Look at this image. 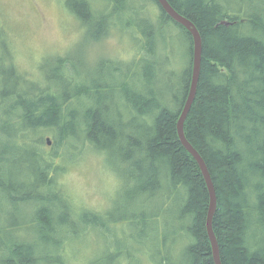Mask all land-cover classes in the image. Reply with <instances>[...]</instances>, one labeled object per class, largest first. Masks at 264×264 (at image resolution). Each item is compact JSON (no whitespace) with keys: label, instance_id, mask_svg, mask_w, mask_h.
I'll return each instance as SVG.
<instances>
[{"label":"trees","instance_id":"16d2710c","mask_svg":"<svg viewBox=\"0 0 264 264\" xmlns=\"http://www.w3.org/2000/svg\"><path fill=\"white\" fill-rule=\"evenodd\" d=\"M62 2L82 28H104L91 41L118 29L132 37L135 54L102 59L101 64H110L120 75L118 82L107 75L103 83H92L91 75L78 66L77 71L67 55L58 56L52 59L55 72L43 75L44 84L32 88L8 41L14 79L12 88L0 90V109L10 102L2 111L0 129H6L12 144L0 154L16 159L5 168L0 156V264H83L72 249L79 252L82 244L71 246L76 236L94 229L111 232L122 220L158 235L160 217L169 233L159 241L172 239L177 259L158 253L152 264H214L206 230L208 189L176 127L191 81V34L157 0H150L159 9L156 15L144 0ZM168 2L193 22L202 38L199 81L184 134L205 161L214 185L212 228L221 262L264 264V0ZM166 29L168 38L183 40L179 72L167 52ZM87 153L104 159L113 180L100 192L113 187L111 207L124 209V216L115 218L111 208L101 213L74 203L62 179V161ZM15 215L18 220L9 224L6 216ZM22 227L35 229L32 235L52 252L16 238L13 232ZM134 240L141 244L142 239ZM109 258L124 264L113 254Z\"/></svg>","mask_w":264,"mask_h":264},{"label":"rangeland","instance_id":"374dc122","mask_svg":"<svg viewBox=\"0 0 264 264\" xmlns=\"http://www.w3.org/2000/svg\"><path fill=\"white\" fill-rule=\"evenodd\" d=\"M144 3L152 15L159 13L158 7L150 0H144ZM61 6L63 7L62 0H0L1 91L3 87L5 89L12 88L13 83L10 68L11 48L8 41L13 49V60H15L19 70L26 72V77L23 79L33 84L34 87L32 88H39L40 84H44L43 75L55 72L52 69L54 65L52 59L65 55L74 62L75 69L78 66L81 72L91 75L92 83H103L106 76L111 74H113L115 82L120 80L119 73L112 71L110 64H101V60L104 61L108 59L107 57L115 60L131 58L135 54V49L130 48L134 44L132 37H128V33L120 34L118 29H114L110 30L109 34L101 41H91L94 39L93 34H97L99 30L104 28H82L68 10ZM177 30L175 29L173 33L178 34ZM131 31V34H134L133 30ZM169 31L166 29L162 32L167 40V52L170 58L173 56V59L176 60L177 63L174 64V68L179 72L183 66L182 61H180L183 40L168 38ZM166 43L165 41L161 42V46L166 47ZM126 45L129 46V50ZM77 71L79 70L77 69ZM21 75L24 76V74ZM22 86L27 90L31 87L28 86L27 82L23 83ZM84 99L89 101L86 97ZM115 99L118 100L119 97L115 96ZM9 103L6 100L1 106L0 121L4 119L2 111L8 107ZM5 130L0 129V152L3 151L4 146L12 144ZM0 156L4 158V165H2L5 168L11 167L16 159L6 152ZM62 162L66 167L62 179L67 183L68 190L72 192L74 203L83 204L91 210H98L101 213L111 208V215L115 218L124 216V209L122 210L120 207L113 210L111 207V198L114 194L112 192L113 187L111 189L106 188L103 193L100 192L103 187H108L110 181L113 180L112 175L103 167L105 162L102 157L87 153L80 158L76 156L73 160H69L65 156ZM29 179L31 178L29 177ZM154 205L157 203H152L151 207ZM22 211L29 216V211L25 207H22ZM18 218L19 215L6 216V221L10 224L17 221ZM165 220L163 217L158 218L156 224L158 235H155L154 232H143L140 226L128 224L125 220L114 223L111 232L104 233L94 229L85 236L73 238L71 246L76 247L82 244L79 252L72 247L73 253L75 258L81 257L83 264L93 259L94 264H115L114 259L109 258L110 254L114 255L116 261L124 264H152L154 262L153 256L158 253L168 255L170 260L172 259L171 261H175L177 259L175 255L176 246L172 239L165 244L159 241L163 236L162 234L169 233L165 230ZM31 232H36V230L22 227L13 232V235H17L16 238L18 239L30 240L43 253L52 252L50 246L39 244L38 238L33 236ZM83 238H87L90 244H83ZM134 238L142 239L141 244L136 242ZM180 243L176 245L181 247ZM65 252L71 256L67 249ZM117 252L120 253L116 254ZM97 258L99 260H96ZM89 259L90 261H88ZM76 263L78 264V261ZM41 264L49 263L43 260Z\"/></svg>","mask_w":264,"mask_h":264},{"label":"water","instance_id":"95a60500","mask_svg":"<svg viewBox=\"0 0 264 264\" xmlns=\"http://www.w3.org/2000/svg\"><path fill=\"white\" fill-rule=\"evenodd\" d=\"M160 7L167 13V15L172 18L175 22L182 25L184 28H186L187 31L192 36L193 41V64H192V73H191V81H190V87L188 96L186 98V101L184 103L183 109L181 111V114L177 120V134L178 138L181 142V144L186 148V150L193 156V158L196 160L200 171L204 177L206 187L208 189L209 193V206L207 210V216H206V230L208 234V238L211 244V250H212V257L214 264H222L221 258H220V250L219 245L217 242V239L215 237V234L213 232L212 228V219L215 214L216 210V193L214 189V185L208 170V167L203 160L202 156L199 154V152L192 146V144L186 139L184 134V122L185 119L190 111V108L192 106V103L194 101L196 91H197V85L199 81V75H200V65H201V55H202V38L201 34L196 28V26L191 22L188 18L181 15L179 12H177L171 4L168 2V0H157ZM222 24H228V22L222 21ZM46 141L48 144L51 143V140L49 137L46 138Z\"/></svg>","mask_w":264,"mask_h":264}]
</instances>
